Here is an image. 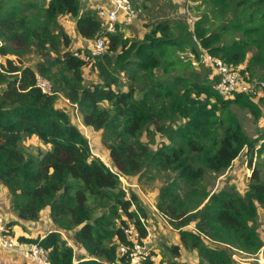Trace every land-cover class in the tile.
Instances as JSON below:
<instances>
[{"label": "trees", "instance_id": "obj_1", "mask_svg": "<svg viewBox=\"0 0 264 264\" xmlns=\"http://www.w3.org/2000/svg\"><path fill=\"white\" fill-rule=\"evenodd\" d=\"M192 1H200L192 26L154 22L140 40L117 29L106 36L101 56L86 59L102 28L95 9H85L81 0H0V184L24 221L48 209L55 229L23 242L39 243L51 264H126L118 254L119 244L128 242L123 229L133 224L145 237L148 212L119 177L150 167L172 174L154 206L177 231L179 243L167 247L174 257L184 248L195 253L194 264H234V250L254 257L261 252L264 259L260 169L254 163L242 193L220 180L213 190L202 183L206 172L222 175L243 149L249 166L264 153V135L250 139L234 110L258 119L263 108L246 93L219 95L215 75H201L176 55L188 47L198 56L203 49L247 80L264 79V0ZM61 15L74 19L90 42L86 48L69 47ZM29 51L41 57L35 69L17 61ZM86 64L96 69L98 82H84ZM37 75L50 82L51 93L36 86ZM61 94L84 126L102 132L110 165L92 154L68 111L55 106ZM156 134L164 139L153 149ZM33 135L49 147L27 150L23 143Z\"/></svg>", "mask_w": 264, "mask_h": 264}, {"label": "rangeland", "instance_id": "obj_2", "mask_svg": "<svg viewBox=\"0 0 264 264\" xmlns=\"http://www.w3.org/2000/svg\"><path fill=\"white\" fill-rule=\"evenodd\" d=\"M47 2V0H45ZM81 3H83L81 1ZM135 8L137 9L138 16L135 23L124 27V31H122L123 35L130 38L131 40H140L143 38L144 34L148 32L149 26L154 22L166 21L170 23L173 27L178 22H183L184 24L189 23L190 26L192 22L196 18L199 17V10H195L196 5L200 4V1H192V0H132ZM83 5V4H82ZM189 7V8H188ZM203 6L200 7L202 9ZM72 20L74 19L69 15H61L58 17L59 23L63 26L64 30L71 37V43L69 47L73 50L76 48L84 49L89 43L82 36H80L74 26L72 24ZM176 34H178L176 32ZM190 48L186 47L185 49L176 51V55L179 58V53L188 50ZM14 60L16 57L13 58ZM17 61H20L24 66H29L32 69H35V65L37 62L41 61V57L35 54L33 51H29L19 58ZM181 61V60H180ZM0 62H4V58L0 57ZM195 68L197 72H200L203 75L204 71H208L209 77L213 76L214 69L210 64L207 63H199L197 66H192ZM83 77L84 82L86 84L98 82L97 71L91 64H86L83 68ZM19 73V72H18ZM161 73L160 70L156 72L158 75ZM260 74L257 73L253 78H259ZM127 81L125 78L122 80ZM67 99L61 95H59L58 99L55 102V106L59 108L66 109L70 115L71 122L75 124L84 135L88 139V143L91 149V152L94 156L100 157L104 160L108 165L111 164L110 158L108 156V151L102 143L103 134L101 131L90 130L88 127L84 126L80 114L77 112V109L66 101ZM259 106L263 108L262 116L258 119H254L253 116L243 109H238L234 107V110L237 112L238 117L241 121V124L244 128V131L249 136L250 139H254L259 135H264V104L259 102ZM149 136L147 134H143L141 140L143 142H147ZM163 140L159 134L155 135V142L150 144L151 148H155L158 146V141ZM27 150H30L32 153L37 152L38 149L45 151L49 146L42 143L36 136H31L27 138L24 143ZM29 147V148H28ZM258 148V147H257ZM245 151V152H244ZM246 149H243L242 153L237 157L235 162L231 164L228 173L224 174L221 178V175L217 176L211 172H206L202 183L206 186L207 189L213 190L216 188V184L221 178L223 182H226V185H234L238 189H242L243 185L247 184V173L244 172L243 164L247 160ZM256 160V162H255ZM248 162V161H247ZM255 162V167L260 169V171L264 174V153L261 155H257L256 159L253 158L251 165L249 166V176L251 173L252 165ZM231 174H233L231 176ZM172 174L166 170L159 168H148L142 169L139 173L128 177L127 179H122V185L125 188L126 192L134 191L142 200V204L148 212V217L145 221V225L147 227V231L150 234L149 246L153 253L155 252V264H165L167 260L172 259L177 262V264H194L197 260L194 252L187 251L184 248H180L179 255L174 257L172 253L167 250V247L174 243H179L178 234L175 229L168 225L166 219L162 217L155 208V203L157 200V194L159 188L168 182ZM236 177V178H234ZM182 185V184H181ZM4 187L0 184V189ZM5 189L0 190V195ZM181 197L184 196L185 186L182 185V188L179 189ZM9 196V195H8ZM196 199V198H195ZM0 206L8 211H10V199L8 202L1 201ZM9 203V204H8ZM9 205V206H8ZM46 209L40 211L38 218L36 220L29 221L28 225L25 224V227H33L36 226L37 220L43 223L45 216L47 215ZM10 214H14L16 219L18 215L14 210L11 209ZM0 215L7 219V216L3 213L2 209H0ZM20 216V215H19ZM21 217V216H20ZM12 222V221H11ZM34 223V224H33ZM38 226V225H37ZM186 228L192 229V225L187 226ZM31 229V228H29ZM258 230L259 233H264V229L261 228V224L258 220ZM65 233V232H64ZM67 237L72 235V230H67ZM234 257V264H260L258 261L253 259L254 257L246 255L244 253H240L237 251H231Z\"/></svg>", "mask_w": 264, "mask_h": 264}, {"label": "built area", "instance_id": "obj_3", "mask_svg": "<svg viewBox=\"0 0 264 264\" xmlns=\"http://www.w3.org/2000/svg\"><path fill=\"white\" fill-rule=\"evenodd\" d=\"M95 10L102 28L100 35L90 43L88 53L84 56L86 59L101 56L105 51L106 36L116 32L117 29L121 30L135 23L138 16L132 0H109L108 4L100 5ZM74 54L78 55V53ZM179 57L184 62H190L192 66H197L199 63L210 64L214 69L215 89L219 95L232 97L235 93H246L252 99L264 104V79L247 80L245 73L241 74L238 69L229 67L219 58L210 55L203 49H200L198 56L190 50H186V52L179 53ZM36 86L43 93H51V84L45 77L37 75ZM66 101L68 102V100ZM119 178L120 180L123 179L121 176ZM7 222L8 220L0 215L1 248L22 257L26 264H51L46 250L39 243L20 242L13 233L9 232ZM123 231L128 242L119 244L118 254L127 258L126 264H143L146 259L155 260V255L152 254L149 246L150 234L148 231L143 238L139 237V232L133 224H128ZM67 244L72 246L69 240H67ZM234 257L235 255L232 253V258L234 259ZM253 259L264 264L261 252L255 255Z\"/></svg>", "mask_w": 264, "mask_h": 264}, {"label": "crops", "instance_id": "obj_4", "mask_svg": "<svg viewBox=\"0 0 264 264\" xmlns=\"http://www.w3.org/2000/svg\"><path fill=\"white\" fill-rule=\"evenodd\" d=\"M82 2H83L82 4H83L85 9H96V7H98L100 5L108 4L109 0H82ZM72 24H74L73 20H72ZM121 30L124 31L123 28ZM235 160H233V162H235ZM242 164H243V167H244V172L245 171L248 172L247 173V175H248L247 179H248V177H249V168L250 167L248 165L247 160L244 163H242ZM252 167H253V165H252ZM229 168L221 175V178L224 176V174L228 173ZM232 175L233 174H231V176ZM221 178H219V179L222 180ZM234 178H236V177H234ZM245 186L246 185H243L242 189H238L237 187H236V189L240 193H242L245 190ZM2 189H5L6 192L3 191L5 193H1L0 199H1V201L8 202L9 196H8L7 189L5 187H2L0 190H2ZM0 209H2L3 213L6 216L8 215L7 216V220L10 221V222L12 221L11 228L13 230V234L15 235V237L17 239L20 238V240H22L20 242L26 241L27 239L37 238V237L42 238L46 233H48L49 231L55 229V225L49 219L48 209H46L47 210L46 211L47 215L45 216V219H44L43 223L40 222V220H37L36 224L38 226L36 225V226H33V227L32 226L28 227V228L23 226V225L25 224L27 226L29 221H24L19 215H16L18 217L17 219L14 216V214L13 215L12 214L9 215V212H11V209H10V211H8V210L2 208L1 206H0ZM258 220H259V223L261 224V228L264 229V208H261V207L258 208ZM29 228H31V229H29ZM258 232H259V230H258ZM259 234H260V237L264 240V233H259ZM0 264H26V261L22 257L17 256L15 253L0 247Z\"/></svg>", "mask_w": 264, "mask_h": 264}, {"label": "water", "instance_id": "obj_5", "mask_svg": "<svg viewBox=\"0 0 264 264\" xmlns=\"http://www.w3.org/2000/svg\"><path fill=\"white\" fill-rule=\"evenodd\" d=\"M119 262V261H118Z\"/></svg>", "mask_w": 264, "mask_h": 264}]
</instances>
